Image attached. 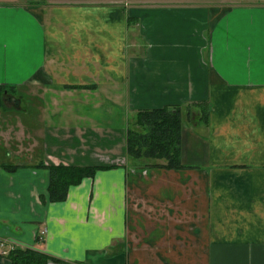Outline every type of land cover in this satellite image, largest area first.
<instances>
[{"label": "crops", "instance_id": "0c3cea01", "mask_svg": "<svg viewBox=\"0 0 264 264\" xmlns=\"http://www.w3.org/2000/svg\"><path fill=\"white\" fill-rule=\"evenodd\" d=\"M28 3L0 0V99L19 102L0 100V264L23 247L62 260L45 264H264V0ZM173 104L183 166L129 156L135 110ZM39 163L95 169L49 200Z\"/></svg>", "mask_w": 264, "mask_h": 264}, {"label": "trees", "instance_id": "16d2710c", "mask_svg": "<svg viewBox=\"0 0 264 264\" xmlns=\"http://www.w3.org/2000/svg\"><path fill=\"white\" fill-rule=\"evenodd\" d=\"M28 5L46 3L45 0L28 1ZM4 86H0L3 89ZM182 112L178 104L138 108L126 128V152L131 157L162 159L153 165L179 167L180 124ZM134 127H133V126ZM48 170L47 193L49 200H60L67 187L82 176L92 175L94 166L69 164H37ZM8 168L7 164L3 165ZM10 168V167H9ZM6 256L10 264H45L46 260L62 262L40 250L23 247L9 248ZM80 264V263H76ZM85 264V263H83Z\"/></svg>", "mask_w": 264, "mask_h": 264}, {"label": "rangeland", "instance_id": "374dc122", "mask_svg": "<svg viewBox=\"0 0 264 264\" xmlns=\"http://www.w3.org/2000/svg\"><path fill=\"white\" fill-rule=\"evenodd\" d=\"M21 1H24V0H21ZM25 1H34V0H25ZM45 1L50 2V1H57V0H45ZM26 90H27L26 92L29 91L28 88ZM14 96H15V94H12V93H10V91H8L7 92V95L5 97V100L3 101L2 99H0L1 100V103L3 105H9L11 107L12 106L13 107L14 106L15 107H18L19 106V104H18L19 102H18V100H17L16 97L14 98ZM20 103L22 105V108H28L30 106V102L28 100L27 101L26 100H22V101H20ZM10 110L14 111L15 109L14 108H11ZM17 113H18L17 116L16 117L14 116V117L16 118L17 121L22 122V124L26 127V125H27V119L29 118L28 115H27V113H24V112H21V111H18ZM21 114H22V116H21ZM24 115H26V117ZM8 118H10V116H6V121L8 120ZM131 121H132V119H131ZM11 126H12L11 124H7L6 127L11 129ZM7 136H10V134L8 133V130H7ZM27 140H28V136H27ZM5 143L8 144V145H10L12 143V141L9 140L8 138H6ZM27 146L29 147V145H27ZM25 148H27V147H25ZM27 151H30V148H28ZM31 151H33V150L31 149ZM0 155H1V153H0ZM141 158H143V157H141Z\"/></svg>", "mask_w": 264, "mask_h": 264}]
</instances>
